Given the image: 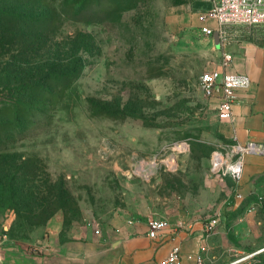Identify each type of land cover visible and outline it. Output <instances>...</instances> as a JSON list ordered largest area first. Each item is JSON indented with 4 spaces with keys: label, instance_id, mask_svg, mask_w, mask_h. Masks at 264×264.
<instances>
[{
    "label": "rangeland",
    "instance_id": "1",
    "mask_svg": "<svg viewBox=\"0 0 264 264\" xmlns=\"http://www.w3.org/2000/svg\"><path fill=\"white\" fill-rule=\"evenodd\" d=\"M70 1L15 0L12 6L38 21L28 30L47 32L40 54L65 60V49L75 45L68 37L78 32L88 49L50 124L20 148L37 156L41 181H63L78 210L70 218L58 210L37 226L22 224L13 208H0V241L31 253L42 251L55 227L62 242L118 220L205 214L230 186L210 171L216 145L228 138L199 87V75L220 57L198 26L214 25L197 21L206 0H113L119 9L88 20L71 17ZM250 28L228 31L234 38ZM254 182L257 188L241 200L224 203L203 264H234L264 248V175ZM45 204L43 196L32 200L36 214Z\"/></svg>",
    "mask_w": 264,
    "mask_h": 264
},
{
    "label": "trees",
    "instance_id": "2",
    "mask_svg": "<svg viewBox=\"0 0 264 264\" xmlns=\"http://www.w3.org/2000/svg\"><path fill=\"white\" fill-rule=\"evenodd\" d=\"M14 1L0 0V208H13L22 224L38 226L58 210L70 218L78 207L63 181L55 186L48 178L40 180L37 156L20 148L25 139L37 136L50 124L51 111L80 74L88 49L84 34L78 32L68 37L75 45L65 49L66 62L57 53L53 57L40 54L47 50L45 43L39 44L47 32L28 30L29 22L35 25L38 21L13 10ZM119 6L113 0H72L68 10H75L71 17L76 20H88L93 14L115 12ZM254 32L247 33L250 39ZM78 40L83 42L78 44ZM259 175L264 172L253 180ZM41 196L47 204L36 214L32 200ZM234 264H264V250Z\"/></svg>",
    "mask_w": 264,
    "mask_h": 264
},
{
    "label": "crops",
    "instance_id": "3",
    "mask_svg": "<svg viewBox=\"0 0 264 264\" xmlns=\"http://www.w3.org/2000/svg\"><path fill=\"white\" fill-rule=\"evenodd\" d=\"M250 31H255L253 39L248 37ZM227 48L233 55L231 70L245 74L251 83L240 93L241 101L234 105L232 118L220 120L222 131L228 138L224 142L264 143V28L251 27L242 31L231 38ZM262 172L264 154L246 155L239 191L244 195L253 188L255 190L253 176ZM227 179L230 181L227 195L220 205L208 203L211 208L206 212L208 215L204 212H182L185 217L169 220L172 224L178 220L188 221L190 228L175 229L171 226L161 237L151 239L146 234V222L138 224L118 220L113 225H106L99 234L89 233L86 238L61 242L57 238L60 227L54 226L50 242L41 245L40 253H31L16 243L1 240L0 264H154L174 246L180 247L181 264H196L195 255L207 242L202 232V220L215 215L222 218L221 208L226 201L241 200L233 195V182Z\"/></svg>",
    "mask_w": 264,
    "mask_h": 264
},
{
    "label": "built area",
    "instance_id": "4",
    "mask_svg": "<svg viewBox=\"0 0 264 264\" xmlns=\"http://www.w3.org/2000/svg\"><path fill=\"white\" fill-rule=\"evenodd\" d=\"M206 2V8L198 12L197 21L203 23L212 20L214 25L198 26L201 33L211 37L212 40L214 33H218L220 57L214 68L199 75V87L202 95L209 102L214 103L218 119L229 120L233 116L234 105L241 101L240 93L249 88L251 81L245 74L231 70L233 55L227 48L231 41L228 29L233 26L264 28V0H206ZM248 154H264V143L254 141L218 143L210 158V171L232 180V193L237 199H242L244 196L239 191V185L245 157ZM218 224V215L208 218L202 228L203 236L207 238L215 231ZM146 225V234L151 239L161 237L171 226L175 229L191 227L188 221L178 220L172 224L169 219L156 216L149 217ZM205 250L206 246L203 245L195 255L196 264L204 263ZM154 264H181L180 247L174 246L164 258Z\"/></svg>",
    "mask_w": 264,
    "mask_h": 264
},
{
    "label": "water",
    "instance_id": "5",
    "mask_svg": "<svg viewBox=\"0 0 264 264\" xmlns=\"http://www.w3.org/2000/svg\"><path fill=\"white\" fill-rule=\"evenodd\" d=\"M213 40H214V43H215L216 47L219 48V38H218V33L217 32L214 33ZM261 250H264V248L258 250L257 252H260ZM257 252H255V253H257ZM255 253H253V254H255ZM253 254H251V255H253Z\"/></svg>",
    "mask_w": 264,
    "mask_h": 264
}]
</instances>
